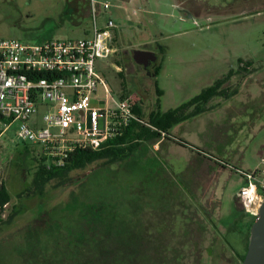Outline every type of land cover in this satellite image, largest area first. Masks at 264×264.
I'll return each mask as SVG.
<instances>
[{
	"label": "rangeland",
	"instance_id": "1",
	"mask_svg": "<svg viewBox=\"0 0 264 264\" xmlns=\"http://www.w3.org/2000/svg\"><path fill=\"white\" fill-rule=\"evenodd\" d=\"M99 1L110 5L107 12L98 10L97 19L99 27L110 19L115 23V52L108 59L98 60L97 71L107 82L110 95L100 86L92 106L111 108V96L120 100L123 95L131 97L133 102L140 101L147 117L157 109L158 100L161 111L165 112L188 102L229 70L236 69L239 59L263 67L258 74L252 72L246 78L244 89L254 97L250 99L245 93L244 99L251 104L241 115L230 118L232 112L222 107L224 112L203 114L171 132L178 137V131L187 138L184 140H194L193 143L197 140L196 133L203 135L199 142L210 156H200L167 140L159 148L145 144L123 162L104 166L103 161H97L73 173V184L62 188L50 185L44 198L20 197L32 183L36 160L41 155L39 147L18 138V122L8 126L0 120V181L12 196L10 204L0 211V263L8 260L9 264H16L20 260L18 251L29 245L22 235L34 224L40 211H47L49 222L59 228L71 222L61 206L75 196L93 195L105 202L117 198L133 202L136 241L131 246L140 264L161 263L168 248H175L184 256L187 253L192 264H240L237 255L245 254L246 244L243 246L237 231L236 234L223 232L234 248L227 245L223 253L221 245L226 243L218 237L222 232L211 225L207 214L200 218V224L187 223L182 210L187 208L192 216L199 208L211 214L220 226L223 217L226 226L223 227L240 232L244 229L242 213L245 212L235 200L242 178L229 167L217 176L212 161L229 162V152L235 151L242 159L239 164L230 161L234 168L264 171V8L248 6L233 11L230 5L237 0ZM93 25L88 0H0V38L17 39L25 44L82 39L92 34ZM145 43L163 46L165 51L157 77L144 79L143 72L130 62L127 51L139 49ZM156 82L163 91L160 97ZM87 121L91 126V113ZM96 126L102 128V121ZM259 177L264 179V175ZM217 179H220L218 185ZM127 208L111 218H121L127 214ZM14 212L17 214L7 223ZM175 214L183 218L173 220ZM43 235L40 232L34 241L37 249L45 245ZM211 248L215 249L212 256L208 253Z\"/></svg>",
	"mask_w": 264,
	"mask_h": 264
},
{
	"label": "built area",
	"instance_id": "2",
	"mask_svg": "<svg viewBox=\"0 0 264 264\" xmlns=\"http://www.w3.org/2000/svg\"><path fill=\"white\" fill-rule=\"evenodd\" d=\"M88 3L94 25L86 38L40 44L0 38V115L19 123L18 138L37 145L48 158V166H63L73 147L99 149L119 124L126 126L136 119L131 97L116 100L111 96L113 107L108 109L91 104L100 86L110 95L97 63L115 52V23L110 19L99 27L97 12L101 8L107 12L110 5L99 0ZM99 120L102 128L96 126ZM227 167L244 179L237 200L245 213L256 217L264 200V179L259 177L264 171ZM250 185L255 186L251 194L245 191Z\"/></svg>",
	"mask_w": 264,
	"mask_h": 264
},
{
	"label": "trees",
	"instance_id": "3",
	"mask_svg": "<svg viewBox=\"0 0 264 264\" xmlns=\"http://www.w3.org/2000/svg\"><path fill=\"white\" fill-rule=\"evenodd\" d=\"M239 63L244 64L242 60ZM251 65L252 62H246L243 66H239L238 69L230 71L225 77L215 81L213 85L203 89L200 94L188 102L165 112L161 111L160 100H158L157 109L151 111L147 117L143 111L142 103L140 101L135 102L132 106V112L136 119H133L126 126L119 124L115 134L108 137L99 149L73 147L71 152L67 153V157L64 159L65 164L61 167L55 166L53 163L48 166V158L41 154L36 160L32 183L20 197L44 198L50 185L54 184V188H62L73 184V173L84 170L97 161H103L104 166L123 162L129 159L142 145H154L162 139L176 142L180 146L194 150L193 145L180 137L173 136L171 132L181 123L196 118L209 110L211 108H209V102L213 98H230L232 91L224 88V84L233 75L250 73L248 67ZM160 72L161 67H158L155 70V76H158ZM155 86L158 96H162L163 91L158 87L157 82ZM120 99L125 98L122 95ZM0 120L8 124L12 123V119H4L1 115ZM25 148L28 149L27 146ZM197 152L199 151L197 150ZM219 164L222 165L220 161ZM223 164L227 163L223 162ZM11 200L12 196L7 186L0 181V211L5 210ZM61 207L64 208L62 211L66 212L65 216L71 222L54 228L49 222L48 212L40 211L34 224L27 227L28 230L25 232L23 229L22 237L29 240V245L26 246V249L22 248L18 251L20 260L16 264H140L139 257L133 253L131 246L132 242L136 241L133 236V234L136 235L132 216L133 202L129 203L126 198L111 199L105 202L102 197L79 195ZM124 207H128L127 214L119 219L111 218L113 214L118 213ZM16 214L17 212L10 214L7 223H10ZM254 220L255 217L250 223L244 225L241 232L238 230L229 231L233 234H236L237 231L246 244L244 247L245 254L237 253L240 264L247 252L250 227ZM40 232L44 234L42 238L45 245L43 248L39 246L37 249L34 241L37 240ZM218 237L234 250L232 240L228 238V235L218 234ZM173 245L175 246V244ZM181 254L176 252L175 248L171 250L168 248L162 258L164 261L158 264H166L175 255L180 256ZM166 260L168 261L164 263ZM0 264H9V261L4 260Z\"/></svg>",
	"mask_w": 264,
	"mask_h": 264
},
{
	"label": "flooded vegetation",
	"instance_id": "4",
	"mask_svg": "<svg viewBox=\"0 0 264 264\" xmlns=\"http://www.w3.org/2000/svg\"><path fill=\"white\" fill-rule=\"evenodd\" d=\"M238 1L239 0H237V1H233V3L230 5L232 8L231 9H233V11H239L242 7H248L249 6V8L250 9H255V8H257V9H259V8H264V0H260V1H255V0H241L239 3H238ZM256 5H261V7H257ZM236 9V10H235ZM235 13V12H234ZM138 50H141V51H146V52H150L151 54H147V55H144L145 57H141L140 56V58L141 59H146L147 58V60H146V63L148 64L147 66H145V65H143V64H138L135 60H134V56H135V52L136 51H138ZM127 53H129L130 54V62L133 64V66L134 65H136V66H138V68L143 72V77H144V79H146V78H148V77H151V76H154V77H157V76H155V70L158 68V67H161V70H162V57H163V55H164V53H165V51H164V49H163V46H160V45H157V46H151V45H149L148 43H145V44H143V46L142 47H140L139 49H133L131 52H129V51H127ZM240 60H242L243 62H244V64L246 63V62H252V61H245V60H243V59H239L238 60V66H237V68L236 69H238V67L239 66H243L244 64H240L239 63V61ZM258 66V67H257ZM257 66H255V64L252 62V65L250 66V67H248V72H250V73H247V74H242V75H233L225 84H224V88H226V89H228L230 92L232 91V96L230 97V98H222V97H215V98H213L210 102H209V110H207L206 112H204V113H202L201 115H199L197 118H199L200 116H202L203 114H207V113H209V114H211V115H214V113L215 112H217V111H223V109H222V107H224L223 105H221L220 103L221 102H224V104H227V102L228 101H230V103H229V106H228V110H229V112H232V115H230L231 117L230 118H233V117H235V116H238V115H236V114H240L241 115V113L243 114L244 112H246V109L248 108V105L250 106V104H251V101L249 100V101H247L246 99H244V95H245V93L246 94H248L249 96H250V99H252L254 96H252L251 95V93L250 92H248L247 93V91L244 89V86H245V84H246V82H247V80L248 79H246V78H248V77H250L249 75L250 74H252V72L254 73L255 72V74L257 73L258 74V72H259V70L260 69H262L263 67H261V66H259V65H257ZM236 69H231V70H229V72L230 71H232V70H236ZM228 72V73H229ZM227 73V74H228ZM160 74V73H159ZM226 74V75H227ZM254 74V75H255ZM226 75H224L223 77H225ZM246 75V76H245ZM223 77H221V78H223ZM237 77L239 78V79H237ZM242 77H245L243 80H240V78H242ZM221 78H219V79H221ZM219 79H217V80H219ZM216 80V81H217ZM215 83V82H214ZM213 83V84H214ZM212 84V85H213ZM209 87V86H208ZM207 88V87H206ZM205 89V88H204ZM203 90V89H202ZM234 91V92H233ZM201 93V92H200ZM263 97V96H262ZM263 99H264V97H263ZM261 100V99H260ZM252 102H254V100L252 101ZM224 112V111H223ZM258 113H261V112H258ZM229 117V116H228ZM227 117V118H228ZM186 122L187 121H185V122H183V123H181L183 126L184 125H186ZM185 141H187V140H185ZM190 145H193V144H190ZM194 146V145H193ZM183 147V146H182ZM195 147V146H194ZM185 148V147H184ZM197 150L199 151V152H197ZM192 151H194V152H197V153H199V155H202V153H204L203 151H201L200 149H197V148H194V150H192ZM210 156V155H209ZM212 162H214V161H212ZM214 163H216V162H214ZM219 165V164H218ZM190 206H191V204H189ZM203 205V204H202ZM197 209V211H194L193 213H194V215H192V216H189V214H188V211H187V208H184L182 211H183V216H184V218L181 216V215H179V214H175L174 216H173V220H175V218L176 217H181V218H183V220L184 221H186L187 223H189V222H195L196 224H200L201 222V219L200 218H203V216H205V214H207V217H206V219H208V220H211V225L213 226V227H215L216 228V230H218L219 232L221 231L222 233H220V235L221 234H223V235H226L227 236V234L226 233H223V232H229L230 230H232L231 228H225L226 226L225 225H223V222L225 221V220H223V217H222V219L220 220V224H221V226L220 225H218L217 224V222L214 220V218H212V216H211V214H209V213H206V212H204L203 210H200L199 208H196ZM203 209V208H202ZM198 218H197V217ZM174 222V221H173ZM185 225H187V224H185ZM223 226H225V227H223ZM168 227V226H167ZM199 228H202L201 226L199 227ZM221 228H225V229H221ZM170 229V231L172 230V228H169ZM199 231H204V230H199ZM198 232V231H197ZM177 234V233H176ZM178 237V236H177ZM242 244L244 245V241H242ZM228 244H224V245H221V249H220V251L221 252H225V249L227 248L228 249V246H227ZM184 247V246H183ZM184 249H186V247H184ZM214 251H215V249L213 248H211V249H208V253H209V255L210 256H212L213 254H214ZM186 254V256H184L183 254H181L180 256H176L175 255V257H173V258H171L170 259V261H168V260H166L164 263H166L167 261V263L166 264H173V263H181V264H192L193 262H190L189 261V259H188V256H187V253H185ZM200 254H202V253H200ZM194 262H196V261H194ZM199 264V263H198Z\"/></svg>",
	"mask_w": 264,
	"mask_h": 264
},
{
	"label": "water",
	"instance_id": "5",
	"mask_svg": "<svg viewBox=\"0 0 264 264\" xmlns=\"http://www.w3.org/2000/svg\"><path fill=\"white\" fill-rule=\"evenodd\" d=\"M150 52L138 50L135 52L134 60L138 64L147 66V58L144 55ZM241 264H264V200L259 208L253 224L250 227L249 242L247 252Z\"/></svg>",
	"mask_w": 264,
	"mask_h": 264
},
{
	"label": "crops",
	"instance_id": "6",
	"mask_svg": "<svg viewBox=\"0 0 264 264\" xmlns=\"http://www.w3.org/2000/svg\"><path fill=\"white\" fill-rule=\"evenodd\" d=\"M114 40H115V38H114ZM96 96V94L94 95V97ZM94 97L92 98V99H94ZM230 101H228V103H229ZM224 104V102H221L220 104L221 105H223L225 108H227L228 106H229V104ZM200 118V117H199ZM183 127V125L182 124H180V125H178L176 128H179V130L181 129ZM177 134L179 135L178 137H180V138H182V139H187V138H185V137H183L181 134H180V132H178L177 131ZM78 135L76 134V135H73V137H77ZM196 136H197V140L195 141L196 143H193L194 142V140L193 141H190V142H188L189 144H193L194 146H195V148H197V149H200V150H202V151H204V153H202L204 156H209L208 154H207V150H204V148H201L202 146L201 145H203L202 143H200L199 142V139H200V136H201V138L202 139H204V136L203 135H198V133H196ZM160 143L162 144V146H163V143H164V139H162V140H160L159 142H157L154 146H156V148L158 147H160ZM192 150V149H191ZM224 152H226V150H223ZM238 151L239 150H237V153H238ZM200 156H202V155H200ZM241 159H242V156L239 154H236V152L234 151V152H232V151H230L229 152V160L231 161H234V162H236V163H238L239 164V162H241ZM226 162L227 164H223V160H220V163L222 164V165H224V166H220V164L218 165L217 163H214L213 162V166H214V168H215V173H216V175L218 176L220 173L222 174V172H223V170L225 169V168H227V165L229 164V165H232L231 164V162ZM225 163V162H224ZM216 167H217V169H216ZM240 169V168H239ZM242 178V177H241ZM219 181H220V179H217V185H218V183H219ZM240 186H242L243 184H244V179L242 178V179H240ZM216 196H217V198L220 200V196H218V194H216ZM235 200H236V203H237V206L238 207H241V205L239 204V202H238V200H237V195H235ZM242 208V207H241ZM254 217L253 216H251V215H249V214H247V213H242V223H243V225H246V224H248V223H250V221L253 219ZM235 230H237V229H232V231L231 232H234Z\"/></svg>",
	"mask_w": 264,
	"mask_h": 264
},
{
	"label": "clouds",
	"instance_id": "7",
	"mask_svg": "<svg viewBox=\"0 0 264 264\" xmlns=\"http://www.w3.org/2000/svg\"><path fill=\"white\" fill-rule=\"evenodd\" d=\"M246 192H248L249 194L253 193L255 191V186L254 185H250L248 189L245 190ZM247 207V205H246Z\"/></svg>",
	"mask_w": 264,
	"mask_h": 264
}]
</instances>
